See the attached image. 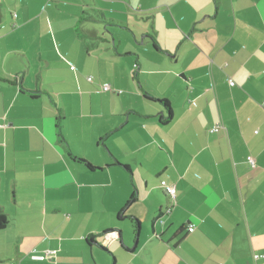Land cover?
I'll use <instances>...</instances> for the list:
<instances>
[{
	"label": "crops",
	"instance_id": "crops-1",
	"mask_svg": "<svg viewBox=\"0 0 264 264\" xmlns=\"http://www.w3.org/2000/svg\"><path fill=\"white\" fill-rule=\"evenodd\" d=\"M0 213V264H264V0H0Z\"/></svg>",
	"mask_w": 264,
	"mask_h": 264
},
{
	"label": "rangeland",
	"instance_id": "rangeland-1",
	"mask_svg": "<svg viewBox=\"0 0 264 264\" xmlns=\"http://www.w3.org/2000/svg\"><path fill=\"white\" fill-rule=\"evenodd\" d=\"M106 18H109V17L106 16ZM121 22H125V21H121ZM101 28L106 29V27H105V25H104L103 22L101 23L100 26H97L96 27V31H95V34L93 36L87 37L89 39V41L91 43V47H92V48H90V52L88 53L85 50V48H83V51H81L79 54L73 55V59L72 60L74 62L72 64H74L75 66L78 65L77 63H79L80 65H82L83 62L86 59H88L89 60V63H90V66H88L85 69L86 70V74H85L84 78H86V77L89 76V77L94 78V80L96 81V82L94 81L95 83H97V81H98V82L101 83V85H103V84L105 85V84L109 83V81L106 78V74H104V73H102L100 71L101 62L97 59V53L99 52V50H101V48H102L101 46H105L106 45L105 48L108 49V50L111 48V46H109L107 44L106 39H105V36H107V34L103 33V31L101 30ZM128 29L129 28H127V27L124 28V26H123V28L120 27V29L119 28H115L116 31H115L114 37H112V36L109 35L108 38H107L108 39L107 41H109L110 43H113V39H116V40L117 39L118 40L120 39L121 40V49L124 50V49L129 48L130 45L132 44V35H131V33L129 32ZM96 45H99L100 46L98 51H97ZM88 54H90L91 56L89 57ZM124 60L125 59L122 58V63H124ZM66 77H67V80L70 79L68 73H66ZM125 224H126V227H127L125 231L132 236V234L134 233V231H133L134 230V227H133L132 223H130V221H127ZM110 251H112V250H110ZM112 253L114 255H116L114 251H112ZM111 258H112V263H113V259L114 258H113L112 255H111ZM116 259H117V261H119L120 260L119 256L116 257ZM122 261H123V259L120 260V263Z\"/></svg>",
	"mask_w": 264,
	"mask_h": 264
},
{
	"label": "trees",
	"instance_id": "trees-1",
	"mask_svg": "<svg viewBox=\"0 0 264 264\" xmlns=\"http://www.w3.org/2000/svg\"><path fill=\"white\" fill-rule=\"evenodd\" d=\"M85 14H87L85 12ZM86 18V15L83 14V16L80 18V20H84ZM154 46L156 48H158V44L156 42H154ZM4 80H7L5 78H3ZM9 81V80H7ZM144 97L147 98L148 100H151V101H154V102H158L160 104H162L165 109L167 110V116L166 117H161V122L163 124H167L169 123V121L172 119V116H173V112H172V107H171V104L169 102L168 99H162V98H157L153 95H151L150 93L148 92H145L144 91ZM63 117L60 116L58 118V121H57V127L58 129H61V121H62ZM71 156L78 160L79 162L81 163H84L89 169H96L97 167L93 166L88 160L84 159V158H80V157H76V156H73L71 154ZM124 166V165H123ZM125 168H127V166H124ZM137 199V196H136V193H133L130 198L128 199L127 203H126V206L121 210V212L119 213V217H125V212H126V209L136 201ZM130 218L131 222L133 223V227L135 228V233L136 235H138V232L140 231V221L133 217V216H127ZM9 224V218L7 217L6 214L4 213H0V230L2 229H5L7 227V225ZM94 237L95 235H89L88 239H87V242L91 243L92 241H94ZM122 246L124 247L125 250L127 251H133L135 248H130V247H127L126 245H124L122 243ZM104 248V247H103Z\"/></svg>",
	"mask_w": 264,
	"mask_h": 264
},
{
	"label": "built area",
	"instance_id": "built-area-1",
	"mask_svg": "<svg viewBox=\"0 0 264 264\" xmlns=\"http://www.w3.org/2000/svg\"><path fill=\"white\" fill-rule=\"evenodd\" d=\"M16 16V14H15ZM71 69H74V66L71 67ZM90 81H92V77H89L88 78ZM111 88L110 84H105L102 86V89L107 91ZM219 128H221V124H217L215 125L211 131H217ZM248 160L250 161V163L253 165L254 164V160L252 158V156H249L248 157ZM164 191L166 192V194L169 196V198L174 201L175 200V196H176V188L174 185H170V184H165L164 185ZM172 208L171 207H168L166 209V212L167 214H169L171 212ZM195 230V225L194 224H189V227H188V231L189 232H193ZM109 235V234H108ZM50 251L48 252H45V254H38V251L35 249L33 251V254H32V258L35 259V260H45L47 258V255H49ZM261 255H256V258H259Z\"/></svg>",
	"mask_w": 264,
	"mask_h": 264
}]
</instances>
